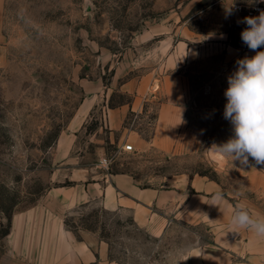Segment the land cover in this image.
Masks as SVG:
<instances>
[{
  "label": "rangeland",
  "instance_id": "obj_1",
  "mask_svg": "<svg viewBox=\"0 0 264 264\" xmlns=\"http://www.w3.org/2000/svg\"><path fill=\"white\" fill-rule=\"evenodd\" d=\"M231 2L2 0L0 264H54L56 224L102 244L89 264H186L199 246L215 256L208 222L174 218L157 236L130 211L106 208L93 189L111 179L150 186L203 175L234 208L264 217V165L232 164L211 147L232 135L223 92L247 48L248 15H228ZM177 100L179 125L158 140L160 108ZM228 221L222 233L238 244L221 245V264H264V245L246 242L257 235Z\"/></svg>",
  "mask_w": 264,
  "mask_h": 264
},
{
  "label": "crops",
  "instance_id": "obj_2",
  "mask_svg": "<svg viewBox=\"0 0 264 264\" xmlns=\"http://www.w3.org/2000/svg\"><path fill=\"white\" fill-rule=\"evenodd\" d=\"M2 0H0V9ZM260 49H257L259 51ZM229 52V51H228ZM254 51L246 48L242 55H254ZM180 106L177 102L163 104L159 111L158 129L159 139H163V127L168 132H172L179 125L182 113L180 115ZM183 111V110H182ZM157 136V135H156ZM140 141H138L139 143ZM173 145V144H172ZM171 143L160 146L164 150L172 148ZM176 147L180 145L176 144ZM111 181V182H110ZM108 184L103 185L99 190L93 189L95 195L100 194L102 204L111 210H128L131 213L134 223L152 235H159L168 228L174 218H184L193 222L204 221L214 227L213 244H217V251H213L215 256L211 258L204 247L191 248L187 251L186 264H221L219 257L222 251L221 245L234 248L235 239L223 235L224 228L220 223L230 217L233 204L229 203L221 192V185L209 177L203 175H174L166 179L165 184L141 186L130 178L110 180ZM220 193L222 199L215 200L214 197ZM53 239L58 242L59 251L52 252L49 261H55L54 264H89L98 257L102 258L103 246L99 242H87L75 240L61 225L56 224L52 233ZM242 240H245L242 238ZM244 242V241H243ZM248 244L260 243L264 245V236H247ZM225 244V245H224ZM259 248V253L264 255V246ZM239 250V249H238ZM217 260L211 262V260ZM102 264L101 262H99Z\"/></svg>",
  "mask_w": 264,
  "mask_h": 264
},
{
  "label": "clouds",
  "instance_id": "obj_3",
  "mask_svg": "<svg viewBox=\"0 0 264 264\" xmlns=\"http://www.w3.org/2000/svg\"><path fill=\"white\" fill-rule=\"evenodd\" d=\"M235 2L232 0L226 8L228 15L232 14ZM247 3H264V0H247ZM242 22L247 27L240 32L241 41L255 54L237 59L235 70L227 77L223 117L230 122L232 135L211 147L219 158L228 159L232 164L239 161L246 165L252 158L256 165H264V11L256 16H246ZM110 163L107 158L100 160V166L104 168ZM214 199H222L221 194L217 193ZM228 226L264 236V217H254L244 208L232 210Z\"/></svg>",
  "mask_w": 264,
  "mask_h": 264
},
{
  "label": "built area",
  "instance_id": "obj_4",
  "mask_svg": "<svg viewBox=\"0 0 264 264\" xmlns=\"http://www.w3.org/2000/svg\"><path fill=\"white\" fill-rule=\"evenodd\" d=\"M234 10L244 11L248 16L259 15L261 11H264V3H240L233 6ZM132 145H124V149H131Z\"/></svg>",
  "mask_w": 264,
  "mask_h": 264
},
{
  "label": "trees",
  "instance_id": "obj_5",
  "mask_svg": "<svg viewBox=\"0 0 264 264\" xmlns=\"http://www.w3.org/2000/svg\"><path fill=\"white\" fill-rule=\"evenodd\" d=\"M0 210L3 212L4 211V209H3V207H2V205L0 204ZM7 226H9V222H8V225ZM8 230H4V233L3 234H5L6 232H7Z\"/></svg>",
  "mask_w": 264,
  "mask_h": 264
}]
</instances>
